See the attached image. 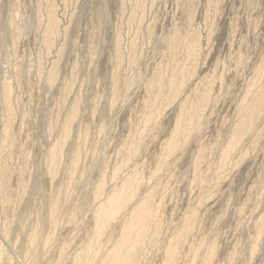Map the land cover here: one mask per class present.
<instances>
[{
  "label": "rangeland",
  "instance_id": "obj_1",
  "mask_svg": "<svg viewBox=\"0 0 264 264\" xmlns=\"http://www.w3.org/2000/svg\"><path fill=\"white\" fill-rule=\"evenodd\" d=\"M0 264H264V0H0Z\"/></svg>",
  "mask_w": 264,
  "mask_h": 264
}]
</instances>
